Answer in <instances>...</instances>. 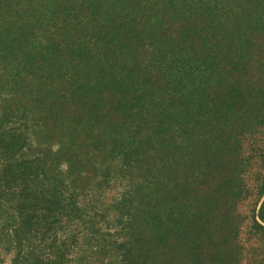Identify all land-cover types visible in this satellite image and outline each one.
Here are the masks:
<instances>
[{
	"label": "trees",
	"instance_id": "16d2710c",
	"mask_svg": "<svg viewBox=\"0 0 264 264\" xmlns=\"http://www.w3.org/2000/svg\"><path fill=\"white\" fill-rule=\"evenodd\" d=\"M25 1L0 0V163L11 178L38 166L22 225L49 243L9 264H179L182 249L220 263L224 125L264 56L259 27L241 36L242 0Z\"/></svg>",
	"mask_w": 264,
	"mask_h": 264
},
{
	"label": "rangeland",
	"instance_id": "374dc122",
	"mask_svg": "<svg viewBox=\"0 0 264 264\" xmlns=\"http://www.w3.org/2000/svg\"><path fill=\"white\" fill-rule=\"evenodd\" d=\"M36 1H43L46 6L51 5L45 0L25 2L31 4ZM113 1L98 0L102 9L110 8ZM249 1L242 0L241 36L248 33L250 25H256L259 27L258 44L264 46V0H253V3ZM255 75L258 79L256 96L224 125L227 151L225 155L228 166L233 168V179L227 192L234 195H231L232 200L228 201L230 224L227 227L225 225L221 233L216 235L218 239H226L224 245L219 248L218 264H264V230L253 226L254 219L264 225L257 217L264 201V56ZM211 135L216 138L214 132ZM25 155L34 158L36 154L35 151H29ZM43 163L46 173L49 174L54 169L56 160L51 155H44ZM37 167L33 165L30 169L20 170L18 175L23 174L22 176L11 178L2 175L0 163V264H9L15 258V252H12L14 249L31 251L43 248L49 243L44 229L31 224L22 225L25 215L31 214L33 208L40 207L34 204L33 195L29 191L34 183L30 181L32 177L29 174L37 170ZM76 171L77 168L73 173L76 174ZM83 182L77 176L75 180L71 179L68 187L79 189L84 187ZM35 197L38 202L45 200L39 195ZM80 230L82 232V229ZM86 233L87 231L84 232ZM88 235L86 234L85 238L83 235L75 238L73 241L77 242L74 246L84 242L86 245L90 240ZM193 253L195 254V251L188 253L187 249H182L178 263L200 264L199 258Z\"/></svg>",
	"mask_w": 264,
	"mask_h": 264
}]
</instances>
